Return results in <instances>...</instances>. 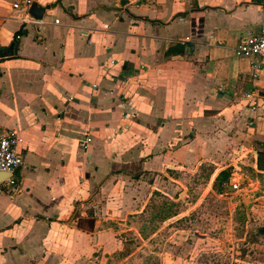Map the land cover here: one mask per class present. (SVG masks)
<instances>
[{"label": "crops", "instance_id": "1", "mask_svg": "<svg viewBox=\"0 0 264 264\" xmlns=\"http://www.w3.org/2000/svg\"><path fill=\"white\" fill-rule=\"evenodd\" d=\"M14 1L0 0V48L13 46L0 59V134H16L23 166L19 194L0 195V264H202L212 253L264 264V102L255 99L254 127L243 113L245 94H264V59L257 69L259 60L235 55L264 26V8L250 0H35L44 15L24 23L29 11L12 9ZM121 95L132 106L125 117ZM222 155L238 176L230 185L239 184L225 197L232 209L240 197L251 212L255 243L246 231L214 248L210 238L175 231L156 252L157 233L131 228L140 243L116 252L114 225L144 214L169 172Z\"/></svg>", "mask_w": 264, "mask_h": 264}, {"label": "rangeland", "instance_id": "2", "mask_svg": "<svg viewBox=\"0 0 264 264\" xmlns=\"http://www.w3.org/2000/svg\"><path fill=\"white\" fill-rule=\"evenodd\" d=\"M230 152L231 150H227L223 153ZM230 160L231 158H224L222 155L220 159L214 158L187 172H169L172 180L159 185L158 189L162 193H156L150 199L144 214L137 218H128L123 226L114 225L116 228L113 231L119 234L116 238L121 241L120 250H116V252L120 254L132 252L140 243L137 240V234L131 228H136L142 237L157 233L156 242L151 247V250L156 252L162 250L165 239L175 231H183V237L186 233L185 238H210L214 248L219 247L222 242H227L230 235L243 236L246 231L250 242L255 243L260 230L257 227L255 229L252 219V225L248 224V215L251 212H246L240 197L236 199L238 207L233 209L230 206L229 197H225L228 187L232 191L230 178L234 177L232 183L238 179L233 168L229 167ZM218 169H222L220 172H226L229 175L227 184L223 183L225 182L224 178L217 180L215 178L214 181H211L212 174ZM243 181L244 179L241 182ZM215 194H223L224 197L218 199L214 196ZM247 200L248 197L245 196V205L248 203ZM182 215L184 216L181 217ZM164 222L169 226L161 231ZM98 249L99 246L93 244L94 254L102 253ZM151 258L155 259L151 260L150 264H160L158 257ZM86 263L91 262L87 261ZM93 264H104V258L97 262L93 261ZM202 264H228V259L222 253H212L205 257Z\"/></svg>", "mask_w": 264, "mask_h": 264}, {"label": "built area", "instance_id": "3", "mask_svg": "<svg viewBox=\"0 0 264 264\" xmlns=\"http://www.w3.org/2000/svg\"><path fill=\"white\" fill-rule=\"evenodd\" d=\"M34 2L35 0H15L12 4V9L23 7L28 12ZM250 2L264 8V0H250ZM34 20L35 19L27 13L23 22L27 23ZM54 23L57 24L58 21H55ZM182 44L192 43L189 38H185ZM235 55L237 57L259 60V63L254 65L255 68L259 69V64L264 59V26L258 33L241 39L235 47ZM244 97L248 100V103L243 109V113L248 116L247 126L252 128L256 123V119L253 116L257 110L255 99H260L264 102V94L256 91L253 93H247ZM120 98L121 101L119 108L123 110V116L125 117V109H131L132 106L130 102H126V100L123 99L122 95ZM88 135L89 134L86 133L84 141L80 143L83 148H86V145L91 141ZM19 143L20 140L14 133L0 134V174L6 175L4 179L0 180V195H5L10 199L14 198L20 192V186L15 177L17 170L23 166V154L19 148ZM235 153L238 157L240 156L239 158H243V155H247V152L242 148L238 149ZM232 189L235 191L238 190L239 184H232Z\"/></svg>", "mask_w": 264, "mask_h": 264}, {"label": "water", "instance_id": "4", "mask_svg": "<svg viewBox=\"0 0 264 264\" xmlns=\"http://www.w3.org/2000/svg\"><path fill=\"white\" fill-rule=\"evenodd\" d=\"M45 9L42 8L41 6H39L36 3H33L32 6L29 8V15L34 18L35 20H41L43 15H44ZM12 45H10V47L7 48H0V59L9 56L10 54H8V51L12 50ZM6 177L5 174H0V178L4 179ZM234 178V177H233Z\"/></svg>", "mask_w": 264, "mask_h": 264}, {"label": "trees", "instance_id": "5", "mask_svg": "<svg viewBox=\"0 0 264 264\" xmlns=\"http://www.w3.org/2000/svg\"><path fill=\"white\" fill-rule=\"evenodd\" d=\"M219 178H224V181L223 183H228L229 182V175L226 173V172H220L217 177H216V180L219 179ZM222 183V184H223Z\"/></svg>", "mask_w": 264, "mask_h": 264}]
</instances>
